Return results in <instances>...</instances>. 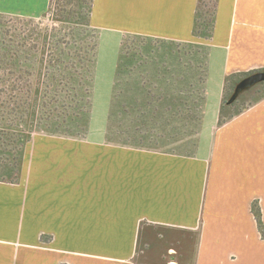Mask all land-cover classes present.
I'll use <instances>...</instances> for the list:
<instances>
[{"label":"crops","instance_id":"obj_1","mask_svg":"<svg viewBox=\"0 0 264 264\" xmlns=\"http://www.w3.org/2000/svg\"><path fill=\"white\" fill-rule=\"evenodd\" d=\"M49 3L0 0V14L39 19ZM197 4L91 0L89 17L95 73L104 37L118 46L116 68L125 37L174 46L128 51L122 64L199 100L194 153L112 143L107 119L93 134V116L84 139L33 135L18 180L0 181V264H264V83L241 109L223 104L264 71V0H216L209 37L193 34Z\"/></svg>","mask_w":264,"mask_h":264},{"label":"trees","instance_id":"obj_2","mask_svg":"<svg viewBox=\"0 0 264 264\" xmlns=\"http://www.w3.org/2000/svg\"><path fill=\"white\" fill-rule=\"evenodd\" d=\"M215 1L216 0H214L213 8L208 19L207 13L199 10L201 0H198L193 34L202 35L204 37L210 36L213 30ZM72 2V0H50L48 11L50 8L55 10L56 6L62 9L64 13L62 17H64L66 22L64 23V25H66L65 31L67 32L64 34L62 32L59 33L60 37H62H59L60 40L55 41L54 50H52L53 53L49 55V60H46L47 66H43L42 64L45 61L44 56L40 58V61H37L36 56L38 55L37 53H39L38 50L33 47L27 48L26 37L20 35V33L23 34L24 31H19L13 26L9 27L10 22H16V20L10 21L4 16H0L1 182L14 183L20 177L24 149L31 138H29L30 135L26 136L25 134L29 125L34 124L37 126H33L34 131L40 130V121H44L53 128L70 126V129L74 130L73 133L75 132L71 136H81L86 134L89 130L98 37L96 32L93 31L89 25L91 0H86V5L83 6L81 4L80 12L77 15L78 17H82L81 24L91 29L89 32H92V46L90 48L79 46L78 51L73 47L71 50L74 51L65 49V47L61 48L63 39L69 35L73 43L76 44L77 42L74 36L75 33L69 25V19H72L76 14L75 10L72 11L74 6ZM80 2L83 3V1ZM68 7H71V9L66 10ZM68 44H71V42H66L65 46L68 47ZM125 50L126 48L123 46L122 41L114 77L115 81L111 97V106L107 118L106 137L108 140H114L115 143L122 146H130L136 142L140 143L139 139L146 137V133L150 132V129L144 127L146 126L145 124L148 123L146 120L136 118L135 122L132 121L126 124L118 121L112 113L114 109H117V104L120 106L119 110H121L120 112L122 113H124V107H127L120 101V96H118L115 91L118 87V80L122 72L126 70L124 64H122V58L124 59L125 57ZM73 67L76 68L74 69ZM254 73L257 72L249 73L245 75V77ZM140 75L145 76V78L150 76L151 69L149 68V72H142ZM34 81H37L39 85L35 86L36 84H33ZM44 84H48L53 98L57 101L53 104L62 105L60 108L61 110L57 113L45 109V106L48 104H44V97L46 94L43 88ZM44 87L48 88L47 86ZM182 99L181 97L177 103L173 102L174 105L172 107L164 104L162 111L160 110L158 113H163V115L181 113L187 104V102ZM226 100H228V98ZM200 101H202V98ZM223 104H225V101H223ZM198 107L201 108V104H198ZM155 111L156 110H153L151 114H156L154 113ZM122 113L118 115H123ZM29 122L31 124H29ZM31 131L30 129L29 132ZM27 138L29 139L28 142L26 140ZM11 152L15 154H13V156L9 155Z\"/></svg>","mask_w":264,"mask_h":264},{"label":"rangeland","instance_id":"obj_3","mask_svg":"<svg viewBox=\"0 0 264 264\" xmlns=\"http://www.w3.org/2000/svg\"><path fill=\"white\" fill-rule=\"evenodd\" d=\"M74 6L72 11L75 10L76 14L70 20V28L75 33L74 36L77 40L76 44L71 41V37H65L63 39V43L61 48L65 49H76L78 51L79 46L84 47H91L92 46V32H89L91 29L84 27L82 22V17H78V13L80 12L81 4L83 6L86 5V0H72ZM80 1H83L81 3ZM88 1V0H87ZM214 4V0H201L200 3V11H205L207 13V18L209 19L210 12L212 11ZM71 7H68L66 10H70ZM67 12V11H66ZM61 8H57L52 10L51 8L49 11L39 19H27L24 17H17V16H8V15H1L4 16L10 21L16 20V22H10L9 27L13 26L16 27L19 31L23 30L24 33L20 35H24L27 39V48H34L38 50L39 53L37 57V61H40L42 56L45 57V61L42 63L43 66L46 65V60H49V55L53 53L54 50V43L57 40H60L59 33L62 32L63 34L67 31L66 25H64L65 19L62 17ZM81 20V21H80ZM63 23V24H61ZM64 30V31H63ZM93 31L96 32L98 37V33L95 29ZM17 34V33H16ZM18 35V34H17ZM57 36V37H56ZM60 37V38H59ZM104 41L101 42V45L98 50V61H97V70L95 73V80L93 85V95H92V107H91V116H93V120L91 122V127L93 130V134H97L101 129H103L107 115L109 113V108L111 106V92L112 86L114 81V74H115V64L117 60V53H118V46L112 41L109 37H104ZM73 39V38H72ZM29 42V43H28ZM68 44V47L65 44ZM61 44V41H60ZM123 46L126 48V54H131V51H136L138 48H152L155 52L163 51V49H171L174 46L164 45L162 43L156 41H149L144 40L136 37H125L123 38ZM179 48V47H178ZM194 49V46L192 47ZM198 49V47H197ZM74 51V50H71ZM129 51V52H128ZM128 52V53H126ZM131 56H128L130 58ZM123 59V58H122ZM126 60V57H124ZM123 59V60H124ZM125 63V61H124ZM38 66V63H37ZM74 69L76 67H73ZM143 67L140 69L133 70H124L118 80L119 84L116 88V93L120 96V101L126 105L124 107V113L120 112L119 105L117 104V109H114L112 113L115 115L116 119L120 122H124L126 124L131 123L132 121L135 122L136 118L146 120L144 127L150 129V132H147V136L143 137V139H139L140 143L136 142L135 144H131V147L136 148H143L148 150L172 153V154H179V155H191L194 153L195 150V142L196 137L201 125V113L202 108L198 107L199 100L196 97H192L187 94V96H175L176 92L174 89H161L157 86H153V73L150 76L140 75L142 73ZM164 78L168 77V74L163 76ZM245 78V77H244ZM244 78H240L238 82L226 92L224 101L225 103H230V105L235 104V107L231 109L229 112L237 111L244 106L243 103H250L252 100L247 101L245 98L243 99L244 92H241L234 100H232V96L234 93L235 86ZM160 80H156L159 82ZM161 82H159L160 84ZM264 83V82H261ZM33 84L35 86L39 85L37 81H34ZM260 84V83H258ZM257 84L251 86L246 90H252ZM44 86L48 87L47 85H43L45 89V97H44V104H48L45 106V109L52 110L54 113L60 111L62 105L53 104L57 102L53 98V94L51 92L50 87L45 88ZM256 92V91H254ZM250 93L253 94L254 97H258L261 94L259 93ZM249 94V93H248ZM242 96V97H241ZM245 96V95H244ZM247 96V95H246ZM181 97L187 102L185 109L179 114L169 113L163 115V113H158L160 110L162 111V107L164 104L168 106H173L174 103H177L179 98ZM228 98V100H226ZM252 98V96L250 97ZM182 99V100H183ZM237 101V102H236ZM174 102V103H173ZM236 102V103H234ZM215 104L212 103V98L209 99L208 105V116L207 119L211 117ZM116 108V105H115ZM153 110H156L154 113L151 114ZM122 113L123 115H118ZM117 114V116H116ZM32 122V121H30ZM29 122V124H31ZM208 122V121H207ZM143 123V122H142ZM34 124L29 125L26 131V136L32 137L37 133H44L50 134L55 136H63L75 139H84L87 137L88 132L81 136H71L73 133V129H70V126L65 127H52L45 123L44 121H40V130L34 131ZM37 127V126H35ZM32 130L29 132V130ZM67 134V135H66ZM31 139V138H30ZM28 142V138L26 139ZM112 143H115L114 140ZM118 141V140H116ZM26 142V141H25ZM24 142V143H25ZM120 142V141H119ZM129 146V145H128ZM14 152H11L9 155L13 156ZM6 158V157H4ZM159 252V250H158Z\"/></svg>","mask_w":264,"mask_h":264},{"label":"water","instance_id":"obj_4","mask_svg":"<svg viewBox=\"0 0 264 264\" xmlns=\"http://www.w3.org/2000/svg\"><path fill=\"white\" fill-rule=\"evenodd\" d=\"M261 82H264V71L257 72L252 75H249L248 77H245L235 86L232 100H234L244 90Z\"/></svg>","mask_w":264,"mask_h":264}]
</instances>
